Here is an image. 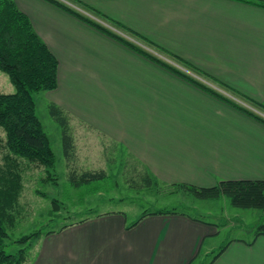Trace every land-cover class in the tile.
Instances as JSON below:
<instances>
[{
  "label": "crops",
  "instance_id": "crops-1",
  "mask_svg": "<svg viewBox=\"0 0 264 264\" xmlns=\"http://www.w3.org/2000/svg\"><path fill=\"white\" fill-rule=\"evenodd\" d=\"M14 1L59 61L49 100L67 112L71 125L85 127L87 146L94 140L97 152L126 150L167 185L264 179V123L47 0ZM82 1L98 14L74 8L213 91L252 110L246 98L264 102L263 6ZM214 234L184 214H146L131 223L124 213L104 212L42 235L27 264H193ZM233 243L212 264H264V236Z\"/></svg>",
  "mask_w": 264,
  "mask_h": 264
},
{
  "label": "rangeland",
  "instance_id": "rangeland-1",
  "mask_svg": "<svg viewBox=\"0 0 264 264\" xmlns=\"http://www.w3.org/2000/svg\"><path fill=\"white\" fill-rule=\"evenodd\" d=\"M66 1L90 15L98 14L80 0ZM127 35L135 37L131 33ZM144 44L149 46L147 43ZM14 91L15 87L9 77L0 71V92ZM33 95L37 115L49 135L56 155V165L50 172L52 178L45 179L47 173L43 167L19 159L24 189L16 222L8 228L9 238L6 248L8 252H14L20 248L17 243L10 245V242L23 235L36 231L47 235L49 231L61 230L65 225L77 223L104 212L124 213L132 223L145 213L177 209L194 220L202 221L208 225L209 233L216 232V234L207 236L193 264H210L215 256L230 243L239 240L254 243L257 239L256 231L258 226L264 223V211L237 207L232 204L230 198L225 196L201 199L192 192L184 190L171 192L173 188L168 185L150 186L146 182V172L133 157L129 158L126 150L109 147L97 152L96 147L100 144L94 140L88 141L87 146L83 133L85 127L81 125L70 124L71 133L75 138L77 157H67L62 126L51 113L48 93L39 91ZM254 109L257 114L264 117L263 109L257 106ZM3 138L4 133L1 131L0 144L3 143L1 141ZM91 139H95V136ZM3 156L4 150L0 149V165L4 163ZM100 170L106 172L105 177L84 183L75 181V173L80 175L84 171ZM133 177L138 182L129 181ZM54 199L58 202V208H55ZM36 242L33 243L30 251Z\"/></svg>",
  "mask_w": 264,
  "mask_h": 264
},
{
  "label": "trees",
  "instance_id": "trees-1",
  "mask_svg": "<svg viewBox=\"0 0 264 264\" xmlns=\"http://www.w3.org/2000/svg\"><path fill=\"white\" fill-rule=\"evenodd\" d=\"M47 1L68 11L96 29L121 41L191 82L214 92L233 106L264 123V117L257 114L251 108L241 105L219 92L213 91L206 84L182 72L176 66L155 56L127 37L103 25L98 20L82 13L64 0ZM80 1L83 2L82 0ZM243 1L264 7V1L262 0ZM126 30L143 42L152 43L137 32ZM153 45L159 51L172 55L180 63L189 65L180 56L170 53L156 44ZM58 67L59 61L57 57L37 33L29 16L19 9L14 0H0V71L9 77L10 82L15 87V91L12 93L0 92V133L1 131L4 133V138L1 140L3 143L0 144V149L4 150V163L0 165V264H27L33 243L42 236L41 231L23 235L10 242V245L11 243H17L20 246L18 250L8 252L6 249L8 246L7 239L9 238L8 228L16 222L20 198L24 189L23 172L19 159L43 167L47 173L45 179L52 178L50 172L56 165V155L49 135L37 115L33 94L39 91H51L58 87ZM246 100L251 105L264 110V102L252 98H246ZM50 108L52 115L62 126L63 142L67 157L76 158L77 149L73 134L71 133L69 115L61 106L54 102H51ZM143 171L147 174L146 182L148 185H163L162 182L154 178L147 170L143 169ZM105 175L106 172L104 170L84 171L80 175L75 173L74 178L77 183H84L103 178ZM135 180L136 178L133 177L129 181L134 182ZM169 185L168 187L173 188L171 192L184 190L192 192L201 199H215L225 196L230 198L232 204L237 207L264 211V179L222 180L212 187H201L189 183ZM53 201L55 208H58L57 200L54 199ZM146 214L183 213H180L177 209H162L152 213H145L142 217ZM66 226L68 225L64 227ZM52 232L53 230L49 231L47 235ZM260 236H264V223L259 225L256 231V238ZM226 248H223L210 264Z\"/></svg>",
  "mask_w": 264,
  "mask_h": 264
}]
</instances>
